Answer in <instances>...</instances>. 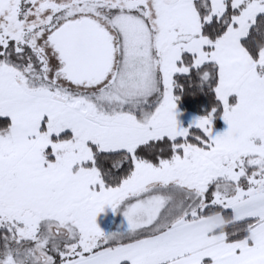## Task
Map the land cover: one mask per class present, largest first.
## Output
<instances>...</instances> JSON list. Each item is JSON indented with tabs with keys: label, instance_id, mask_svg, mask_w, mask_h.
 Here are the masks:
<instances>
[{
	"label": "snow or ice",
	"instance_id": "6c2138e0",
	"mask_svg": "<svg viewBox=\"0 0 264 264\" xmlns=\"http://www.w3.org/2000/svg\"><path fill=\"white\" fill-rule=\"evenodd\" d=\"M0 264H264V0H0Z\"/></svg>",
	"mask_w": 264,
	"mask_h": 264
},
{
	"label": "rangeland",
	"instance_id": "374dc122",
	"mask_svg": "<svg viewBox=\"0 0 264 264\" xmlns=\"http://www.w3.org/2000/svg\"><path fill=\"white\" fill-rule=\"evenodd\" d=\"M97 222L100 227L105 231H111L120 222V217L112 213L110 209H106L104 213H101Z\"/></svg>",
	"mask_w": 264,
	"mask_h": 264
}]
</instances>
